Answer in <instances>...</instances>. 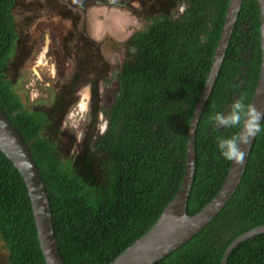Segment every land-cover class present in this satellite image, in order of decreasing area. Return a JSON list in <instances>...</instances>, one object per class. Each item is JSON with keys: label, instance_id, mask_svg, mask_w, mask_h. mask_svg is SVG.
Returning <instances> with one entry per match:
<instances>
[{"label": "trees", "instance_id": "obj_1", "mask_svg": "<svg viewBox=\"0 0 264 264\" xmlns=\"http://www.w3.org/2000/svg\"><path fill=\"white\" fill-rule=\"evenodd\" d=\"M0 0V108L28 145L43 177L59 252L65 264H111L157 223L178 192L187 166L191 119L205 88L230 0H174V15L154 16L126 42L123 62L105 84L117 83L102 109L107 129L95 141L110 162L109 182L93 186L41 136L46 117L29 111L3 72L17 42L14 9ZM112 0L95 1L109 6ZM260 11L244 0L216 83L196 130V175L187 212L194 216L218 194L231 166L216 147L211 119L233 100L250 105L262 65ZM101 110V111H102ZM264 123V121H263ZM264 128V124H262ZM264 226V130L224 210L181 248L155 264H221L228 246ZM0 235L10 264H47L25 181L0 151ZM227 264H264V234L237 246Z\"/></svg>", "mask_w": 264, "mask_h": 264}, {"label": "rangeland", "instance_id": "obj_2", "mask_svg": "<svg viewBox=\"0 0 264 264\" xmlns=\"http://www.w3.org/2000/svg\"><path fill=\"white\" fill-rule=\"evenodd\" d=\"M95 1L102 0H20L14 9L18 38L3 72L25 109L46 117L41 136L75 174L98 187L110 180V162L95 141L107 123L102 109L118 89L105 80L123 62L128 39L154 16L185 7L174 0H112L106 7ZM0 264H10L1 235Z\"/></svg>", "mask_w": 264, "mask_h": 264}, {"label": "water", "instance_id": "obj_3", "mask_svg": "<svg viewBox=\"0 0 264 264\" xmlns=\"http://www.w3.org/2000/svg\"><path fill=\"white\" fill-rule=\"evenodd\" d=\"M256 1L260 11L262 65L250 106L264 112V0ZM243 2L244 0H230L213 65L191 119L187 166L178 192L163 210L153 228L111 264H155L159 262L181 248L208 226L224 210L235 194L244 176L258 134L249 144L240 145L245 152L243 163L239 165L231 163L228 175L213 200L194 216L187 212L188 200L196 175L195 140L197 126L221 70ZM107 126L108 122L106 129ZM0 151L13 163L25 181L32 203L39 243L46 263L65 264L59 252L54 230L53 211L41 172L22 135L1 108ZM261 234H264V226L252 229L236 238L226 249L221 264H227L230 254L237 246Z\"/></svg>", "mask_w": 264, "mask_h": 264}, {"label": "clouds", "instance_id": "obj_4", "mask_svg": "<svg viewBox=\"0 0 264 264\" xmlns=\"http://www.w3.org/2000/svg\"><path fill=\"white\" fill-rule=\"evenodd\" d=\"M211 119L214 121L213 131L218 129L237 128L238 132L231 137H217L216 147L220 155L227 161L242 164L245 156L240 145H247L264 128V112L246 105L243 97L232 101L230 110L225 114L217 112ZM107 125V123H106ZM104 128V133L106 130Z\"/></svg>", "mask_w": 264, "mask_h": 264}, {"label": "bare ground", "instance_id": "obj_5", "mask_svg": "<svg viewBox=\"0 0 264 264\" xmlns=\"http://www.w3.org/2000/svg\"><path fill=\"white\" fill-rule=\"evenodd\" d=\"M43 60V59H42ZM45 61V60H44ZM41 63V62H40ZM86 108H87V103L86 102H81V105H80V110H82V111H85L86 110Z\"/></svg>", "mask_w": 264, "mask_h": 264}]
</instances>
